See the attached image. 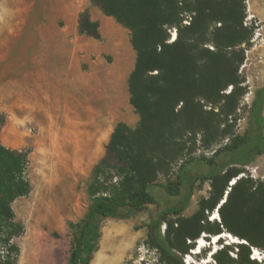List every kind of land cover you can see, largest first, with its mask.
I'll return each instance as SVG.
<instances>
[{"label":"trees","instance_id":"16d2710c","mask_svg":"<svg viewBox=\"0 0 264 264\" xmlns=\"http://www.w3.org/2000/svg\"><path fill=\"white\" fill-rule=\"evenodd\" d=\"M91 4L131 33L136 62L128 90L140 120L136 128L123 122L116 125L105 156L93 168L87 188L91 206L81 222L70 223L73 241L68 264L91 263L103 220L158 206L152 187L177 200L148 225L146 243L161 261L185 264L203 233L213 237L229 233L244 242L223 245L212 255L215 263L259 264L252 255L254 249L264 253V184L244 177L230 184L256 156L264 155V87L249 105L245 137L210 157L182 162L175 181L158 182L182 156L186 135L202 134L203 147L208 149L219 136L215 117H229L237 110L244 94L239 74L245 61L242 46L250 44L254 32L244 24V0H91ZM188 15L191 20L185 25ZM173 28L178 35L171 42ZM78 29L81 35L102 39L100 23L88 10L79 16ZM230 86L232 91L224 94ZM5 122L0 114V130ZM197 164L208 171L194 177ZM29 166L28 151L0 142V264L19 262L21 251L14 240L25 228L17 222L13 204L32 191ZM197 181H210L211 194L199 201L191 217H183ZM216 210L220 220L209 221Z\"/></svg>","mask_w":264,"mask_h":264},{"label":"rangeland","instance_id":"374dc122","mask_svg":"<svg viewBox=\"0 0 264 264\" xmlns=\"http://www.w3.org/2000/svg\"><path fill=\"white\" fill-rule=\"evenodd\" d=\"M244 3L246 7L244 24L249 15H253L251 25L246 27L253 28L254 32L250 44L242 46L245 50V61L240 67L239 74L244 94L238 99L237 110L229 117L227 114L215 117V133L219 136L208 149L203 147L202 134L186 135L182 156L172 164L170 174L159 176V183L175 181L182 162L203 155L210 157L216 150L231 144L233 140L245 137L249 130V105L245 102V97L250 93L251 104L258 91L264 87V15H261L262 9L257 0H244ZM247 3L250 5V12ZM86 10L90 12L93 21L100 23L101 40L80 34L79 16ZM101 13L103 14L98 7L91 4V0H0V59H34V52L38 51L39 56L37 55L36 59H64L66 55L72 56L73 59H90V65L99 75L110 68L116 72L115 66L117 67L118 62L122 60L130 70L136 62L130 31L115 20L112 25L102 22ZM190 20L188 15L184 24L188 25L186 22ZM50 28L56 30L57 36L61 34L66 37L60 39L57 47L52 37L54 32L50 33ZM169 31L171 40L175 31L177 37L175 28ZM126 46L129 47L130 53L125 51ZM207 46L213 49L211 45ZM2 66L0 64V75ZM105 76L107 79L102 84L111 83L117 94V113L115 120L104 116V119L97 122L96 127L55 126L50 121L47 106L44 104L18 109L13 119H8L5 113L0 112L6 117L5 125L0 130V142L15 149L28 151L30 159L28 175L32 191L29 196L20 198L13 204L16 220L25 228V233L14 240L21 251L18 264L21 262L25 243L26 245L29 243L28 240L25 241L30 237L40 252L37 264L69 263L73 241L70 223L81 222L91 206L87 188L93 169L91 162L82 170L74 168L76 148L70 143L71 138L88 137L89 149L99 152L100 143L104 144L118 123H126L132 128H136L139 123L140 118L128 101V75L118 79H108V74ZM2 84L0 77V95ZM230 87L224 94H229ZM207 109L210 110L211 107L208 106ZM256 167L258 171L253 173ZM207 171V167L197 164L193 167L192 175L199 177ZM242 174L244 178L264 184V155L256 156L252 163L244 167ZM211 191L210 181L202 183L197 181L193 196L182 216L191 217L198 210L199 201L208 198ZM151 192L157 199L158 206H151L144 212H133L127 217L102 221L98 249L90 264H95L103 255L110 256L112 248L120 245H124V253L119 264H169L161 261L160 254L151 249L146 240L149 233L148 225L152 219L162 210L174 205L177 200L157 187H152ZM214 213L209 215V221H214ZM165 226L166 224L162 226V232ZM202 238L205 239L206 246L198 254L192 252L191 255H187L184 259L185 264H189L191 260L195 262L192 264H202L204 259L209 258L210 253L221 249L223 245L235 247L238 244L231 243L227 238L218 240V244H211L215 242L214 237L207 233H203ZM142 245H146L148 252H140L139 248ZM254 251H258V259H254L259 264H264V253L257 249H254L253 253ZM208 264H216L213 256Z\"/></svg>","mask_w":264,"mask_h":264},{"label":"crops","instance_id":"0c3cea01","mask_svg":"<svg viewBox=\"0 0 264 264\" xmlns=\"http://www.w3.org/2000/svg\"><path fill=\"white\" fill-rule=\"evenodd\" d=\"M261 15H264V8ZM100 16L102 22L107 25L113 24V18L102 13ZM49 32H54L52 37L56 47L61 38H66L61 34L57 36L55 29L50 28ZM125 51L130 53L128 46L125 47ZM37 55L39 56V52L35 51L34 59H0V64L3 65L0 75L3 81L0 112L5 113L8 119H13L18 109L44 104L47 106L50 121L58 127L88 128L98 126L97 122L105 117L115 120L117 94L111 83L110 85L102 83L107 79L106 74L108 79L123 78L126 75L129 78L134 64L129 70L122 60L118 62L117 67L115 66L116 72L110 68L99 75L90 65V59H73L67 55L63 57L64 59H36ZM128 101L130 103V94ZM111 135L105 139L104 144L100 143L99 152L89 149L88 137L71 138L70 143L76 148L74 168L82 170L85 165H90V162L94 168L105 156V146L109 143ZM80 170L78 171L81 172Z\"/></svg>","mask_w":264,"mask_h":264},{"label":"bare ground","instance_id":"6f19581e","mask_svg":"<svg viewBox=\"0 0 264 264\" xmlns=\"http://www.w3.org/2000/svg\"><path fill=\"white\" fill-rule=\"evenodd\" d=\"M258 1V3H259V5H260V8L263 10V0H257ZM5 26L3 27V30H5ZM235 182L236 181H233L232 183H231V185H235ZM225 202V200L222 202V203H224ZM218 214H217V213ZM213 220H220V215H219V212L218 211H215V217H214V219ZM115 233V232H114ZM116 234V233H115ZM34 237V236H33ZM111 238V237H110ZM214 238H215V241L216 242H212L211 244H214V243H216V244H218L217 243V241L218 240H221V239H223V238H227L231 243H240V242H244V241H241L240 239H238V238H236V237H234L233 235H231V234H229V233H224V234H222V235H219V236H214ZM113 239V238H112ZM218 239V240H217ZM27 240H28V245H26L27 243H25V246L23 247L24 249H23V254H22V258H21V262H20V264H26L27 262H28V264L29 263H32V264H37V256H38V254L40 253L37 249V247H35V243H34V241H32V238L30 237L29 239H26V241L25 242H27ZM115 241V240H114ZM113 241V242H114ZM199 241L200 242H198V248L195 250V251H193V253H195V254H198V253H200L201 252V250L206 246V244H205V239H199ZM24 242V241H23ZM107 242V241H106ZM105 242V243H106ZM122 243V242H121ZM113 244V243H112ZM124 244V243H123ZM24 245V244H23ZM109 246V245H108ZM118 246V245H117ZM123 253H124V245H120L119 247H113L112 248V251H111V255L110 256H108V255H103V256H101L97 261H96V263L95 264H119L120 263V261H121V259H122V256H123ZM215 253V251L214 252H212V253H210V256H209V258L208 259H204L203 261H202V264H208L209 262H210V259H211V257H212V255ZM255 259H257V257H255ZM192 263H195L194 261H190L189 262V264H192Z\"/></svg>","mask_w":264,"mask_h":264},{"label":"built area","instance_id":"2783aa9c","mask_svg":"<svg viewBox=\"0 0 264 264\" xmlns=\"http://www.w3.org/2000/svg\"><path fill=\"white\" fill-rule=\"evenodd\" d=\"M247 4H248V11L250 12V5H249V3H247ZM253 18H254L253 15H249V17L246 19L245 26L251 25V22H252ZM186 23L189 24V22H186ZM255 24H256V22H255ZM175 39H176V31H175L174 33H172V40H171V41H174ZM231 91H232V87H230L228 93H230ZM245 102H246L248 105H250V93L246 95V97H245ZM257 171H258V168L256 167V168L254 169L253 173H257ZM243 176H244V174H241L239 177H237V178L234 179L233 181H236V180L242 178ZM233 181H232V182H233ZM232 182H231V183H232ZM230 185H231V184H230ZM213 216H215V213H214ZM165 229H166V226L164 227L163 232H165ZM139 250H140L141 253L148 252V249H146V245H142V246L139 248Z\"/></svg>","mask_w":264,"mask_h":264},{"label":"water","instance_id":"95a60500","mask_svg":"<svg viewBox=\"0 0 264 264\" xmlns=\"http://www.w3.org/2000/svg\"><path fill=\"white\" fill-rule=\"evenodd\" d=\"M229 190H230V189H229ZM226 196H227V193H226ZM225 199H226V198H225ZM225 199H224V200H225ZM221 204H223V203H221ZM216 211H217V210H216ZM216 213H217V212H216Z\"/></svg>","mask_w":264,"mask_h":264}]
</instances>
